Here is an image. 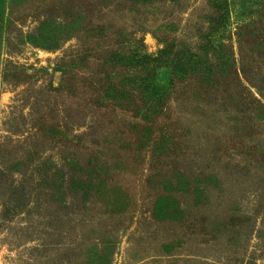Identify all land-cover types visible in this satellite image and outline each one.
<instances>
[{
    "label": "rangeland",
    "instance_id": "obj_1",
    "mask_svg": "<svg viewBox=\"0 0 264 264\" xmlns=\"http://www.w3.org/2000/svg\"><path fill=\"white\" fill-rule=\"evenodd\" d=\"M0 264H264V0H0Z\"/></svg>",
    "mask_w": 264,
    "mask_h": 264
},
{
    "label": "trees",
    "instance_id": "obj_2",
    "mask_svg": "<svg viewBox=\"0 0 264 264\" xmlns=\"http://www.w3.org/2000/svg\"><path fill=\"white\" fill-rule=\"evenodd\" d=\"M160 86H161V85H159V84H155V85H154L155 88H158V87H160Z\"/></svg>",
    "mask_w": 264,
    "mask_h": 264
}]
</instances>
